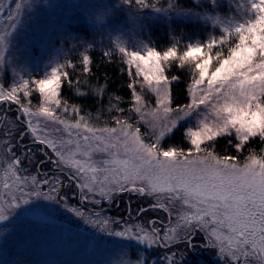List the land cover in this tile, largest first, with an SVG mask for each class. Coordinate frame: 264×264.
<instances>
[{
  "label": "snow or ice",
  "instance_id": "obj_1",
  "mask_svg": "<svg viewBox=\"0 0 264 264\" xmlns=\"http://www.w3.org/2000/svg\"><path fill=\"white\" fill-rule=\"evenodd\" d=\"M209 2L212 6L217 4V0ZM121 3L134 13L130 19L137 28L142 27L139 22L142 10L150 8L155 13L195 15L223 27L225 33L230 31L219 15L191 13L179 7L177 0H121ZM165 3L167 7L163 6ZM260 5H264V0H260ZM34 7V0H17L14 8L11 2H0V102L17 106L16 112L11 108L0 111V129L7 145L4 155L11 153V162L4 169L3 188L7 191L0 192V241L16 236L19 224L15 221L40 223L26 219V214L36 202L48 201L62 206L107 237L166 249V264H185L186 252H194L201 246L218 249L219 255L227 257L230 264H240L241 260L243 264H264V156H249L241 166L234 162L237 157H220L214 151L215 141L226 135L238 138L235 144L238 150L251 138L264 142V16L247 27V35L244 25L236 26L240 43L230 47L226 56L221 51L212 54L218 43L215 37L207 44L190 43L178 55L175 45L161 52L142 41L138 47L143 51H128L117 36L119 51L128 57V74L133 75L135 65V76H143L155 94V106L149 107L145 96L137 92V81L134 79L128 85L135 103L127 111L140 114V121L149 129L142 133L136 126L139 121L134 125L129 122L130 117H112L113 127L90 126L86 116L79 115L81 109L61 96L65 82L62 78L69 77V72L64 71L65 64L57 62L43 78L32 81L35 89L30 88V80L24 78L23 71L17 72L16 68L12 71L18 81L4 85L5 66L12 62L6 58L8 37L19 28L23 12ZM111 13V8L103 7L95 21L103 25ZM226 40L222 36L219 42ZM91 47L89 43L85 51ZM112 54L103 53L105 57ZM176 60L181 67L188 65L191 71L188 103H178L171 89V83L178 77L170 78L167 72ZM82 62L83 71L87 72L89 56L83 55ZM67 83L72 86L71 79ZM33 91L43 101L36 112L22 100ZM76 94L84 95L79 89ZM70 110L78 115L73 122L58 114ZM112 110L126 111L116 105H112ZM33 117L43 118L42 128L40 121L33 123ZM193 117L196 126L187 128L190 146L187 149L165 146L182 122ZM96 156L99 158L94 159ZM3 159L0 155V161ZM24 163H35V172L43 179L22 175L19 166ZM45 167L47 171L43 170ZM97 173L102 179H98ZM73 184L78 191L70 197L67 190ZM125 193L154 202L138 205L136 217L132 215L131 199L124 202L125 215H106L113 204L120 207L119 197ZM164 193L169 203L181 202L175 214L161 202ZM77 196L79 202L92 207L82 210L70 205L69 199ZM105 203L107 209L102 206ZM156 210L167 213V223L156 218L140 222L144 214ZM198 234H203L202 245L196 243ZM181 246L185 251H173ZM20 264H26L23 257ZM126 264H149V258L138 255L135 261Z\"/></svg>",
  "mask_w": 264,
  "mask_h": 264
},
{
  "label": "rangeland",
  "instance_id": "obj_2",
  "mask_svg": "<svg viewBox=\"0 0 264 264\" xmlns=\"http://www.w3.org/2000/svg\"><path fill=\"white\" fill-rule=\"evenodd\" d=\"M0 2H11V7L14 8L17 0H0ZM34 4V8L23 12L19 28L8 37L10 43L6 58L12 62L5 66L3 83L6 87L14 80L18 81L19 79L13 73V68H16L17 72L23 71L24 78L30 80V88L32 89H35V85L31 82L43 78L44 74L50 72L51 67L55 66L57 62L65 64L64 71H68L69 75L70 73H77V69L81 65L84 66L82 56L88 55L89 50L95 47L104 52L117 53L128 69V57L119 51L116 41L117 36L120 37L123 46L128 51H143L138 47L142 41L149 47H155L161 52L175 45L178 55H182L190 43L207 44L211 37H215L218 43L212 49V54L215 55L216 51H221L226 56L230 47L240 43L238 34L235 32L236 26L244 25V34L247 35V27L255 23L260 16H264V5H260V0H217L215 6L210 5L209 0H199V2L195 0L194 4L190 6L178 5L181 8L191 10V13L203 14L207 12L211 15H219L225 21L224 26L230 29L228 33H225L223 27L213 25L211 21L206 22L195 15L155 13L150 8L142 10L139 16L142 27L137 28L130 19V16L134 13L130 12L129 7L122 4L121 0H34ZM163 6L167 7V4L165 3ZM103 7L111 8L112 13L109 19L103 25H100L95 21V16ZM189 25H192L190 27L193 28L191 32L185 30V26L186 29L190 28ZM8 31L11 32L12 30L8 29ZM165 36H168V42L166 43L169 46L157 47L156 40H162ZM222 36L227 37L224 43L219 42ZM89 43L92 47L85 51ZM172 63L176 64L179 61L176 60ZM132 68L131 82L133 83L134 79L137 81V92L145 96L149 107H154L155 94L151 92L143 76H135V65ZM22 100L33 112H36L43 103L42 97L35 91L28 98L22 97ZM188 102H190V97H188ZM112 105L102 114H93L81 110L79 115L86 116L92 127H113L115 124L112 122L114 116H111L113 115ZM74 106L80 108L77 105ZM9 108L12 112H16L17 106L10 102H0V111L7 112ZM58 114L69 122H73L78 118V115L71 112V110L67 114ZM115 116L125 119L119 111ZM131 116H133L132 120L135 119L132 124L136 125V122L139 121L136 126L140 127L142 133L149 131L147 125L140 121V114L132 112ZM24 119H27V117H24ZM32 119L34 124L40 121L41 128L43 127L42 117H33ZM195 126V117L182 122L179 130L172 135L174 137L175 134H178L181 137L180 142L172 144L173 137L171 136L170 139L166 140L165 146L187 149L190 146V140L187 138V128ZM218 139H224L228 146L235 148L238 138L226 135ZM4 140L5 137L2 135V129H0V155L4 156L3 161H0V192L7 191L3 188L4 169L6 164L11 162V153L4 155V149L7 147ZM216 141L214 145L215 154L220 157L227 156L220 154L221 151L220 148H217ZM98 158V156L94 157V159ZM240 160L237 159L234 162L242 166L248 161V158ZM25 168L28 169L27 172L22 171ZM19 170H21L22 175H37L38 179H43L35 172V163H24L19 166ZM43 170L47 171V167ZM89 175L93 174L90 173ZM95 175L98 179H102L99 173ZM138 186H140L139 183ZM77 191L76 185L73 184L67 190V194L71 197V194ZM129 199L132 200L133 217H136L138 205L146 206L148 203L154 202L147 199L138 200L135 196L125 193L119 197L120 207L117 208L113 204L111 210L106 211L105 214L111 216L125 215L124 202ZM161 202L165 203L166 207L172 210L174 214L181 208V202L178 200L168 202L167 193L162 194ZM68 203L81 207L82 210L92 207L87 202H79L78 196L70 198ZM102 206L105 209L108 208L106 203ZM96 210L98 211L99 208ZM25 218L41 222L33 225L27 222L15 221L19 224L16 236H9L6 240L0 241V264H20L22 257L26 264H126L129 260L135 261L138 255L148 257L149 264H166L164 260V256L168 254L166 249L160 247L147 248L135 241L107 237L103 233L94 230L90 225L85 224L81 218L75 217L62 206L55 205L52 202H36V206L29 210ZM152 218L164 220L165 223L168 219L165 211L156 210L144 214L140 222L146 223L148 219ZM202 236L203 234L197 235L196 243L202 245ZM173 251L183 252L185 248L181 246L180 248H174ZM185 264H230V261L227 257L219 255L218 249L201 246L194 252H186ZM240 264H243V260Z\"/></svg>",
  "mask_w": 264,
  "mask_h": 264
},
{
  "label": "trees",
  "instance_id": "obj_3",
  "mask_svg": "<svg viewBox=\"0 0 264 264\" xmlns=\"http://www.w3.org/2000/svg\"><path fill=\"white\" fill-rule=\"evenodd\" d=\"M194 2L195 0H177L179 6H190ZM172 27L174 28V26ZM185 30L191 32L193 28L186 29L185 26ZM156 41L158 43L157 47L168 45L166 43L168 42V36H165L162 40L157 39ZM103 53L105 52L97 47L89 50L90 63L87 67L88 71H83L84 66L81 65L77 69V73H70L68 78L63 79L65 82L63 83L61 96L66 98L69 104L77 105L82 111L86 110L93 114H102L112 104L116 105L117 108L126 110L123 113L120 112L121 116L125 118L130 117L129 122L132 123L133 121L134 123L135 119L132 120L133 116H131L133 111H127L134 104L131 89L128 87L132 82L128 74L127 66L117 53H113L109 57H105ZM167 74L170 78L172 75L178 77V80L172 82L171 85L173 95L178 98L177 102L187 103L188 84L191 80L189 66L181 67L179 63H172ZM68 79H71L72 86H69L67 83ZM76 89H79L84 95H77ZM100 89L105 90L101 92ZM117 97L121 98L119 102L116 99ZM112 113L113 115L111 116H115L117 111L113 110ZM180 138L178 134H175L172 138V144L180 142ZM216 145L217 148H220V154L235 156L239 160H244L249 156H264V142H261L259 138H251L241 151H238L233 146H228L224 139H218Z\"/></svg>",
  "mask_w": 264,
  "mask_h": 264
}]
</instances>
